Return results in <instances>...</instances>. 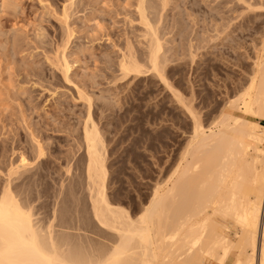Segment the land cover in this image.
Segmentation results:
<instances>
[{
  "label": "rangeland",
  "instance_id": "374dc122",
  "mask_svg": "<svg viewBox=\"0 0 264 264\" xmlns=\"http://www.w3.org/2000/svg\"><path fill=\"white\" fill-rule=\"evenodd\" d=\"M139 1L0 0V152L4 145L30 147L25 152L33 162V133L45 148L44 163L33 162L39 175L25 183L30 190L14 193L38 230L88 255L116 243L115 234L94 220L86 186L81 131L89 98L107 153L109 200L136 218L157 183L169 184L174 177L193 131L190 115L173 94H181L204 125L211 124L248 86L264 41L263 13H245L239 19L243 28L235 29L234 16L244 11L225 14V5H234L225 0H168L165 14L158 12L161 0H147L153 6L147 15L163 48L160 79L150 72ZM257 1L252 2L262 5ZM62 51L71 67L69 81L60 69ZM123 57L130 62L134 57L143 74L121 73ZM2 167L0 159L4 172Z\"/></svg>",
  "mask_w": 264,
  "mask_h": 264
},
{
  "label": "bare ground",
  "instance_id": "6f19581e",
  "mask_svg": "<svg viewBox=\"0 0 264 264\" xmlns=\"http://www.w3.org/2000/svg\"><path fill=\"white\" fill-rule=\"evenodd\" d=\"M146 1L140 0L136 11L146 29L150 72L153 70L161 79L164 77L160 75L159 64L163 48L147 15L153 6L149 7ZM225 1L234 3L232 8L225 5V14L244 11L234 16L236 21L247 12L264 14V0L257 1L262 2L258 7L253 0ZM160 3L158 12H164L168 0ZM235 27L243 28L240 20ZM66 47L63 48L66 50ZM256 56L248 86L228 99L219 117L215 116L217 119L207 126L185 105L178 96L181 94H173L190 115L193 131L183 149V163L177 167L174 177L169 184L157 183L149 203L136 218H132L126 208L109 200L107 153L103 151V137L93 122L90 98L87 99L88 118L84 119L81 131L85 144L86 186L92 194L94 220L101 229H108L116 236L111 248L104 247L105 244L99 246L94 255L86 254V250L79 247H65L54 233L38 230L31 211L14 193L29 189L25 183L33 182L39 175L37 170H32L34 160L39 164L45 161L41 140L33 133L36 144L33 162L25 152V148L30 147L4 145L0 152L4 168V172L0 169L4 180L0 185V264H208L209 259L218 264H264V128L255 121H264V41L260 55ZM132 59L133 62H127L123 57L119 63L121 73L143 74L134 57ZM59 60L67 80L71 67L65 52ZM79 93L83 97L81 91ZM217 217L223 222L231 221L235 228L230 230L226 223H218ZM225 232H231L233 238H228Z\"/></svg>",
  "mask_w": 264,
  "mask_h": 264
},
{
  "label": "crops",
  "instance_id": "0c3cea01",
  "mask_svg": "<svg viewBox=\"0 0 264 264\" xmlns=\"http://www.w3.org/2000/svg\"><path fill=\"white\" fill-rule=\"evenodd\" d=\"M259 124L264 128V121L260 120Z\"/></svg>",
  "mask_w": 264,
  "mask_h": 264
}]
</instances>
